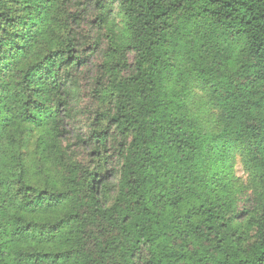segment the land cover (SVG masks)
Listing matches in <instances>:
<instances>
[{
    "label": "trees",
    "instance_id": "trees-1",
    "mask_svg": "<svg viewBox=\"0 0 264 264\" xmlns=\"http://www.w3.org/2000/svg\"><path fill=\"white\" fill-rule=\"evenodd\" d=\"M116 8L127 43L104 51ZM103 53L90 163L72 161ZM0 264H264V0H0Z\"/></svg>",
    "mask_w": 264,
    "mask_h": 264
},
{
    "label": "rangeland",
    "instance_id": "rangeland-1",
    "mask_svg": "<svg viewBox=\"0 0 264 264\" xmlns=\"http://www.w3.org/2000/svg\"><path fill=\"white\" fill-rule=\"evenodd\" d=\"M112 31L116 35L117 42L120 45H126L127 37L124 30V19L119 9L116 8L114 15L111 17L109 24L106 28H102L96 31L100 37L104 51L109 47V38L107 33ZM130 62L133 63V56H130ZM108 63L106 54H99L93 59L91 72L83 78L79 91V107L77 116L75 114L74 121L71 126H67V137L63 138L59 143L60 149L65 155L72 161L82 162L89 164V152L88 145L83 144L81 135L87 137L91 135V123L94 119V114L97 107V101L94 95V91L98 87V82H104L109 77L105 65ZM32 129V128H31ZM30 129V130H31ZM38 130L33 129L29 134V142L25 148L26 160L29 165L37 163L41 157V152H38V139L40 137ZM123 144L118 139L111 144V147L118 153L121 149L120 145ZM113 162L118 165V157L114 155ZM233 175L238 179L239 190L236 194V206L238 214L245 215L242 217V224L247 225L248 221L245 219L255 199V186L252 177L248 176L245 172L241 159L238 157L233 167ZM246 213V214H245Z\"/></svg>",
    "mask_w": 264,
    "mask_h": 264
}]
</instances>
